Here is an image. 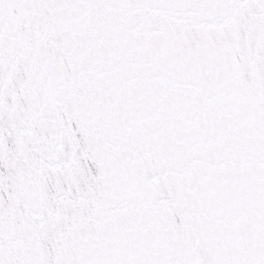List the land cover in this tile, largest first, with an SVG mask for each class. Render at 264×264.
I'll use <instances>...</instances> for the list:
<instances>
[{
  "label": "snow or ice",
  "instance_id": "snow-or-ice-1",
  "mask_svg": "<svg viewBox=\"0 0 264 264\" xmlns=\"http://www.w3.org/2000/svg\"><path fill=\"white\" fill-rule=\"evenodd\" d=\"M0 264H264V0H0Z\"/></svg>",
  "mask_w": 264,
  "mask_h": 264
}]
</instances>
